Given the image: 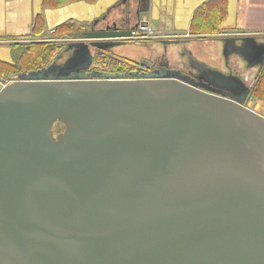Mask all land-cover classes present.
<instances>
[{"label":"water","instance_id":"1","mask_svg":"<svg viewBox=\"0 0 264 264\" xmlns=\"http://www.w3.org/2000/svg\"><path fill=\"white\" fill-rule=\"evenodd\" d=\"M131 2L62 38L65 60L0 86V264H264V114L250 87L87 72L90 46L126 43L148 18L149 0ZM239 33L151 36H241L257 75L264 41Z\"/></svg>","mask_w":264,"mask_h":264},{"label":"crops","instance_id":"2","mask_svg":"<svg viewBox=\"0 0 264 264\" xmlns=\"http://www.w3.org/2000/svg\"><path fill=\"white\" fill-rule=\"evenodd\" d=\"M131 1L71 0L45 5L43 0H0V59L12 60L10 46L27 42L26 37L33 35V23L39 14L48 31L62 23L93 21L111 10L126 8ZM148 9L149 16L144 19L153 33L185 31L187 35H194L192 24L196 16L199 14L200 18L201 14L211 12L219 24L211 21L204 23V27L218 25L219 30L242 29L264 34V0H149Z\"/></svg>","mask_w":264,"mask_h":264},{"label":"flooded vegetation","instance_id":"3","mask_svg":"<svg viewBox=\"0 0 264 264\" xmlns=\"http://www.w3.org/2000/svg\"><path fill=\"white\" fill-rule=\"evenodd\" d=\"M224 30V29H223ZM214 33L219 34L223 31ZM242 30V29H241ZM244 34H251L252 32H248L242 30ZM244 35L243 33H239L238 35ZM257 41L262 42L264 41V34H256ZM146 43L152 49L149 55L143 60V62H137L134 67L128 68H120V67H113L112 65H107L104 63H98L97 58L102 57L106 58L107 55L113 56L116 58H120L112 53V47H107L103 51H98L95 46H90L91 53H92V62L89 64V68L87 72H97V73H111L114 75H124V74H131V75H163V76H181L185 79L196 81L198 83L207 85L214 89H219L223 91H227L235 96H241L244 94V89L246 87H250V92L247 94L246 99L247 103L250 105H254L256 100H252L250 95H254L253 89L256 82L257 77L264 69V67L257 73L258 64L249 65L248 61L242 55L241 50H239L238 45L243 44V40L241 36H236V38L232 40H224V39H217V38H191V39H182L178 41H172L171 39L163 36H148L144 38ZM195 39H210L212 41H216L217 51L220 54V60L217 64L210 63L206 60L201 59L198 57L190 48L189 44L192 40ZM245 42V41H244ZM174 45L176 48V53L178 58L175 62L171 61L169 58V46ZM225 45V47H223ZM65 47L64 50L57 51L58 58L55 60L56 62H61L65 60L66 57L70 55L73 51L74 47H69L68 43H63L60 45ZM242 49V47L240 48ZM56 53V54H57ZM253 59H257L258 56L253 55ZM196 60L200 62H206L208 65L215 67L221 73L226 76H229L234 79L235 78L241 80L242 86L235 84L232 85V79H221L217 80L211 76H208L206 72H204L201 68L197 66L198 63ZM17 74V73H16ZM14 73L12 78L16 76ZM233 75V76H232ZM11 79H8L7 83L10 82ZM244 80V81H242ZM245 82V83H244ZM255 96V95H254ZM256 98V97H255ZM257 99V98H256ZM262 113V112H261ZM263 114V113H262ZM52 132L53 135L56 136L58 132L64 129V124L59 121L55 120L52 124Z\"/></svg>","mask_w":264,"mask_h":264},{"label":"trees","instance_id":"4","mask_svg":"<svg viewBox=\"0 0 264 264\" xmlns=\"http://www.w3.org/2000/svg\"><path fill=\"white\" fill-rule=\"evenodd\" d=\"M71 0H43L45 5H60ZM94 1V0H89ZM202 15V16H201ZM200 18L199 14L198 17L196 16V22L192 24V28L195 30L196 34H214L219 30L218 25L214 27H204V23H211L216 22L219 24V19L215 17V14L211 12H207L205 14H201ZM42 14H39L35 18V22L33 23V36L34 35H44L45 28L42 20ZM201 19V21H199ZM201 25L200 26V24ZM80 29H75L73 23H62L58 25L54 32L49 34V38L58 39V38H66L72 37L78 33ZM32 36V35H31ZM30 36V37H31ZM132 41H140L139 39H133ZM142 41V40H141ZM63 42L61 41L59 44L54 43L52 41L47 40H39V41H30L28 43H23V49L20 51L19 55L13 60H3L0 59V76L8 77L13 75L20 70H38L43 67H48L51 63L56 62L55 60L58 58H54L57 51L64 50L65 47H62ZM59 50V51H60ZM98 63H104L107 65H112L113 67H120V68H128L134 67L136 65V61L126 58H116L113 56L107 55L106 58L99 57L97 58ZM253 93L255 97L261 102L264 103V69L261 71L259 76L256 79Z\"/></svg>","mask_w":264,"mask_h":264},{"label":"rangeland","instance_id":"5","mask_svg":"<svg viewBox=\"0 0 264 264\" xmlns=\"http://www.w3.org/2000/svg\"><path fill=\"white\" fill-rule=\"evenodd\" d=\"M122 10V9H121ZM120 12V11H119ZM118 14V10H111L106 15L108 18H112L114 15ZM105 15V14H104ZM102 17V16H101ZM100 17V18H101ZM94 21V20H93ZM93 21H73V25L75 26V29H80V31L84 29H88L90 25L92 24ZM54 31V30H53ZM53 31L48 30L45 31L44 35L38 36V35H32L31 37H26L27 42H32V41H39V40H47V41H52L54 43H60L62 38L58 39H52L49 38V34L53 33ZM79 31V32H80ZM196 34V33H195ZM74 35L72 37H66L65 39H73ZM135 40L138 38H134ZM148 40V39H146ZM145 39H142V41H132L130 39L126 43L122 44H116L112 47V53L115 54L116 56L120 58H126V59H131L137 62H143V60L149 55L150 51L152 50L150 46L146 43ZM216 41H212L210 39H195L192 40V42L188 45L189 48L201 59L206 60L210 63L217 64L220 60V54L217 51V46H216ZM11 57L13 61L20 53V51L23 49L22 45H11ZM176 48L174 45L169 46V58L171 61L175 62L176 59L178 58L177 53H176ZM56 56V55H55ZM54 56V58H55ZM21 71V70H20ZM17 73V72H16ZM15 73V74H16ZM0 78L5 79L4 82H1V85H5L8 81V79H11V81H14L15 79L12 78V75L8 77L0 76ZM256 103L258 109L260 108V112L264 113V103H261L258 99H256ZM250 105V103H248Z\"/></svg>","mask_w":264,"mask_h":264},{"label":"built area","instance_id":"6","mask_svg":"<svg viewBox=\"0 0 264 264\" xmlns=\"http://www.w3.org/2000/svg\"><path fill=\"white\" fill-rule=\"evenodd\" d=\"M53 31V30H51ZM153 30L149 27L148 23L145 21H141L135 28L131 30L130 37L137 38V37H145L146 35L150 34Z\"/></svg>","mask_w":264,"mask_h":264},{"label":"bare ground","instance_id":"7","mask_svg":"<svg viewBox=\"0 0 264 264\" xmlns=\"http://www.w3.org/2000/svg\"><path fill=\"white\" fill-rule=\"evenodd\" d=\"M141 21H145V22H147V20H145V19L143 18L142 20H139V22L137 23V25L140 24ZM137 25H136V26H137ZM136 26H135V27H136ZM135 27H134V28H135ZM152 34H153V32H151L150 34L146 35L145 37H137V38H138L139 40H142L143 38H146V37H148V36H150V35H152ZM70 40H71V39H70Z\"/></svg>","mask_w":264,"mask_h":264}]
</instances>
